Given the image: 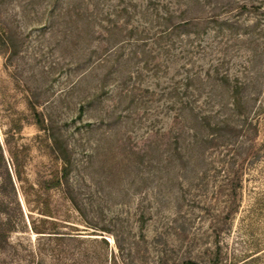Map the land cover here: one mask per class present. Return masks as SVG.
<instances>
[{
	"label": "rangeland",
	"instance_id": "rangeland-1",
	"mask_svg": "<svg viewBox=\"0 0 264 264\" xmlns=\"http://www.w3.org/2000/svg\"><path fill=\"white\" fill-rule=\"evenodd\" d=\"M6 36L0 264H264V0H0Z\"/></svg>",
	"mask_w": 264,
	"mask_h": 264
},
{
	"label": "trees",
	"instance_id": "trees-1",
	"mask_svg": "<svg viewBox=\"0 0 264 264\" xmlns=\"http://www.w3.org/2000/svg\"><path fill=\"white\" fill-rule=\"evenodd\" d=\"M242 7H246V4L244 3L242 5ZM118 15L120 17H122L123 15H127V18H128L127 22L128 23L130 22L131 16H130V12H129L128 7L121 8V10L118 11ZM172 18H173V16L171 15L169 17V20H167V21H169L170 26H165V28L162 31H160L159 33L156 34L157 39H160L161 37L163 38L164 36L165 37H171L173 35V33L175 32V30H177L178 28H180L182 26L187 25L186 24L187 22L176 24L172 21ZM131 34H134V32L131 31ZM114 35H117V33L113 34V36ZM1 41L3 42V46H5L6 48L10 49L13 47L12 40H11L10 36H6L5 38L0 37V43H1ZM135 41L136 42L137 41H143L144 43L146 42L144 40V38H137V39H135ZM235 95L236 96L240 95L238 89H236ZM239 100L240 99L238 98L236 101V104H240ZM37 117H38V124L40 126H42L43 120L41 118H39V115ZM51 135H52L51 140L53 143L54 150L57 153V156L61 161V169L53 179H51L47 182L45 189L46 190H49L52 188L62 189V188L67 187L66 189L69 190L68 182H69V176H70L71 171H72L71 153H70L68 146L66 144H64V142H62L58 136H55V134L53 132ZM3 162H4V157H3L2 153H0V168L3 164ZM8 178H9V181L11 183V178H10L9 174H8ZM3 184H4V182H2L0 184V252H4L8 248L12 234L19 227V220H17L15 218V216H16L15 215V208L13 207L12 202L10 200H8V198H7L6 195H8V194H5L6 192H5V188H4ZM68 190H66L67 195L69 193ZM68 198L71 201H73V198H71L69 195H68ZM16 205H17V209L21 215L22 211L20 209L18 202ZM48 209H49V206H48V204H46V210H42L45 213H42V214L47 215L46 213H49ZM32 230H34L36 233H40V234L56 233V232H46L45 228H40L38 226H32ZM102 241L107 245V242L104 238ZM183 264H199V263L192 260V259H188V260H185ZM214 264H220V263L215 262Z\"/></svg>",
	"mask_w": 264,
	"mask_h": 264
}]
</instances>
